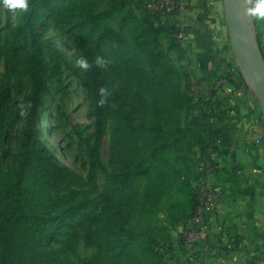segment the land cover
Segmentation results:
<instances>
[{"label": "rangeland", "instance_id": "374dc122", "mask_svg": "<svg viewBox=\"0 0 264 264\" xmlns=\"http://www.w3.org/2000/svg\"><path fill=\"white\" fill-rule=\"evenodd\" d=\"M114 1L130 9L129 16L143 26L150 38L156 35L169 68L158 78H152L144 53L122 18L111 12L109 0H47V4L64 11L68 26L86 35L97 50L107 82L106 126L97 154L90 161L94 111L87 69L57 23L36 12L31 16V25L43 56L45 89L31 113L28 77L14 73L9 85L13 106L8 109L0 139V179L15 182L20 136L29 127L79 178L74 186L49 192L33 173L27 185L29 196L34 198L32 205L43 202L59 211L50 219L51 248L60 249L59 260L70 264L92 260V264H125L121 254L125 249L135 256L137 264H182L177 231L162 221L163 216L170 215L169 207L185 208L191 189L196 190L202 180L203 166L213 161L211 155L215 152L209 149L208 139H216L219 145L230 140L225 127H231L229 124L237 118L234 101L230 102L234 100L233 92L225 88V77H218L210 90L194 84L186 54L174 43V33L158 28V11L152 0ZM207 1L209 9L205 3L203 7L200 4L204 14L199 21L203 19L213 30L225 29L224 61L246 89L231 51L222 1ZM86 9L131 49L137 67L129 86L122 85L120 60L100 39L90 21L82 18ZM217 12L221 23L216 20ZM7 13L11 27L26 28L21 13L0 8V85L4 79ZM253 21L264 55V19L253 17ZM256 106L255 119L264 128L258 103ZM117 116L130 125L127 149L131 155L129 159L120 157L127 161V176L116 171V163L112 162V133ZM135 167L137 175L133 174ZM115 173L120 174V183L118 188L111 189L110 177ZM47 193L51 199L43 198ZM45 253L49 263V253Z\"/></svg>", "mask_w": 264, "mask_h": 264}, {"label": "trees", "instance_id": "16d2710c", "mask_svg": "<svg viewBox=\"0 0 264 264\" xmlns=\"http://www.w3.org/2000/svg\"><path fill=\"white\" fill-rule=\"evenodd\" d=\"M47 0H28L26 10L18 11L26 19V28L11 27L10 15L7 13L6 26L8 30L4 41V79L0 85V139L6 124L8 109L13 106L11 98L10 83L15 72L25 73L29 80V95L31 113L39 105L40 97L45 89L44 63L40 50L39 41L33 32L31 16L42 13L53 19L61 28L63 34L73 45L79 54L83 65L86 63L89 75V91L94 111L93 143L89 151L90 161L97 154L104 128L106 126V114L104 101L107 93L106 78L99 66L97 50L92 45L90 39L68 26L66 13L54 6L46 3ZM111 12L122 18V22L134 35V39L141 51L144 53L149 65L153 79L158 78L169 68L166 62V55L156 39V35L149 37L143 26L129 16L130 9L123 3L116 4L114 0H109ZM159 27L174 33V26L161 19L157 13ZM82 18L90 21L93 29L99 34L100 39L111 49L114 56L120 60L122 65L121 78L123 87L130 85V80L136 75L137 62L134 59L131 49L118 36L112 33L105 26L104 22L97 17L90 16L89 11L83 13ZM174 40V39H173ZM175 45L176 41L174 40ZM178 47V46H177ZM179 49V48H178ZM261 49V48H260ZM262 51V50H261ZM263 55V53H262ZM264 57V55H263ZM124 122L122 125L121 123ZM129 132V133H128ZM130 125L117 116L116 125L112 133V162L116 163V171L127 176V161L130 158V150L127 145L130 142ZM206 142L209 149L218 151L220 145L216 139ZM118 144V145H117ZM121 156L125 158L120 159ZM205 156V158H208ZM16 180L13 183L4 182L0 179V264H70L67 260H59L60 249L52 250L53 229L50 223L52 216L59 211L54 207H48L43 202L31 204L33 197L29 196L28 182L33 173L43 181L49 192L61 191L78 184V175L69 167L64 165L50 150H48L37 138L34 132L26 127L20 136L19 151L17 154ZM210 166L217 171V165L211 161ZM93 163H90V175ZM234 172V171H233ZM231 174H234V173ZM111 175V189L119 187L120 175ZM134 175L138 174L137 167L134 168ZM108 189L107 191L109 192ZM194 190V189H193ZM188 194V203L185 208L173 210L169 207L170 215H164L163 220L169 227L175 229L178 224H188V221L195 215L197 201L196 190ZM44 199H51L50 194H44ZM38 207L39 209H36ZM169 214V213H168ZM115 217V216H114ZM113 217V218H114ZM113 221V220H112ZM160 235V232H158ZM180 236L179 233H177ZM171 240V239H170ZM46 251L49 261L46 262ZM50 251V252H49ZM173 251V250H172ZM121 254L125 264H137L135 256L122 249ZM163 255V254H162ZM94 260L84 264H92Z\"/></svg>", "mask_w": 264, "mask_h": 264}, {"label": "crops", "instance_id": "0c3cea01", "mask_svg": "<svg viewBox=\"0 0 264 264\" xmlns=\"http://www.w3.org/2000/svg\"><path fill=\"white\" fill-rule=\"evenodd\" d=\"M183 1L184 52L192 80L195 85L210 90L218 77H225L228 80L225 88L232 90L234 96V100H229L234 101L233 109L237 112V118L229 124L231 127H225L230 140L211 155L217 171L210 175L209 180L220 185L225 193L212 225L219 224L232 233L239 242V248L230 253L200 251L199 258L205 264H264V128L255 119L257 101L240 86L224 61V56L227 58L225 29L218 27L213 30L203 19L199 21L204 14L199 7L207 5L209 9L208 1ZM218 14L216 20L221 23ZM187 227L188 224H178L175 230L180 234Z\"/></svg>", "mask_w": 264, "mask_h": 264}, {"label": "built area", "instance_id": "2783aa9c", "mask_svg": "<svg viewBox=\"0 0 264 264\" xmlns=\"http://www.w3.org/2000/svg\"><path fill=\"white\" fill-rule=\"evenodd\" d=\"M152 2L161 19L174 26L175 41L182 50H185L184 1L152 0ZM213 173L212 166H203L204 176L196 188V213L188 221L187 229L183 230L176 240L180 247L179 253L183 254L179 257L182 258V264H205L199 258L200 251L230 253L239 248V242L232 233L219 224L212 225V221L221 209L225 195L220 185L209 180Z\"/></svg>", "mask_w": 264, "mask_h": 264}, {"label": "water", "instance_id": "95a60500", "mask_svg": "<svg viewBox=\"0 0 264 264\" xmlns=\"http://www.w3.org/2000/svg\"><path fill=\"white\" fill-rule=\"evenodd\" d=\"M225 25L235 65L241 79L257 101L264 122V57L259 47L252 15L251 0H221Z\"/></svg>", "mask_w": 264, "mask_h": 264}, {"label": "clouds", "instance_id": "9594fccd", "mask_svg": "<svg viewBox=\"0 0 264 264\" xmlns=\"http://www.w3.org/2000/svg\"><path fill=\"white\" fill-rule=\"evenodd\" d=\"M248 2V0H246ZM252 7L248 8V14L257 19H264V0H251ZM28 7V0H0V8L10 9L15 11L26 10ZM98 63L102 61L98 58ZM86 67L87 64L85 63Z\"/></svg>", "mask_w": 264, "mask_h": 264}]
</instances>
